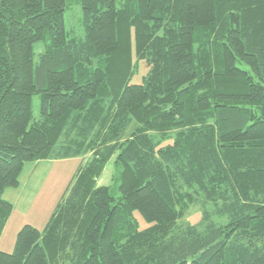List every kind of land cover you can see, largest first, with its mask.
Wrapping results in <instances>:
<instances>
[{
	"label": "trees",
	"instance_id": "obj_1",
	"mask_svg": "<svg viewBox=\"0 0 264 264\" xmlns=\"http://www.w3.org/2000/svg\"><path fill=\"white\" fill-rule=\"evenodd\" d=\"M77 1L79 40L0 0V236L25 163L87 157L0 264H264V0Z\"/></svg>",
	"mask_w": 264,
	"mask_h": 264
},
{
	"label": "rangeland",
	"instance_id": "obj_2",
	"mask_svg": "<svg viewBox=\"0 0 264 264\" xmlns=\"http://www.w3.org/2000/svg\"><path fill=\"white\" fill-rule=\"evenodd\" d=\"M81 10L77 0H66L64 13V28L68 36L76 40L84 36ZM40 46H35V52H40ZM36 62V58L34 59ZM242 70L250 72L248 65L237 63ZM146 69L140 63L136 74L129 84H141ZM40 96L32 97V115L34 120L40 118ZM87 157H73L63 160H44L27 162L19 176L17 188H7L3 199L12 205V213L8 218L0 236V251L11 253L14 248L17 232L26 224L42 230L52 214L56 204L65 195L78 169L86 162ZM115 156L106 164L97 186H111L116 193L120 167L114 164ZM207 207L211 210V205ZM200 214L192 211L186 218L187 222L195 224ZM143 222V221H142ZM144 223V222H143Z\"/></svg>",
	"mask_w": 264,
	"mask_h": 264
},
{
	"label": "crops",
	"instance_id": "obj_3",
	"mask_svg": "<svg viewBox=\"0 0 264 264\" xmlns=\"http://www.w3.org/2000/svg\"><path fill=\"white\" fill-rule=\"evenodd\" d=\"M26 225H29V224H26ZM37 229V228H36ZM39 231H41V230H39Z\"/></svg>",
	"mask_w": 264,
	"mask_h": 264
}]
</instances>
